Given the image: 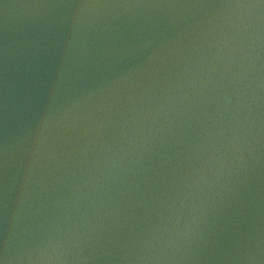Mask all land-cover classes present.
Listing matches in <instances>:
<instances>
[{"label":"water","instance_id":"obj_1","mask_svg":"<svg viewBox=\"0 0 264 264\" xmlns=\"http://www.w3.org/2000/svg\"><path fill=\"white\" fill-rule=\"evenodd\" d=\"M0 264H264V0H0Z\"/></svg>","mask_w":264,"mask_h":264}]
</instances>
